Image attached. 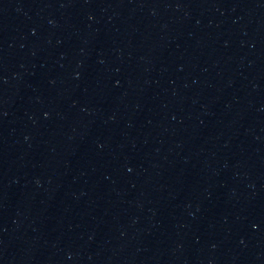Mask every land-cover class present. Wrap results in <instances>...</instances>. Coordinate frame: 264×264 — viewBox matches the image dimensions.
Returning <instances> with one entry per match:
<instances>
[{"label":"water","instance_id":"95a60500","mask_svg":"<svg viewBox=\"0 0 264 264\" xmlns=\"http://www.w3.org/2000/svg\"><path fill=\"white\" fill-rule=\"evenodd\" d=\"M221 189L239 264H264V0H148Z\"/></svg>","mask_w":264,"mask_h":264}]
</instances>
